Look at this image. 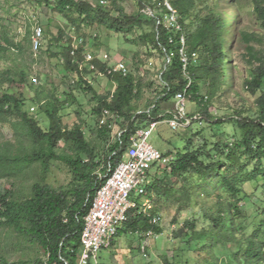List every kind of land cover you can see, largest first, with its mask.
I'll use <instances>...</instances> for the list:
<instances>
[{
	"label": "trees",
	"instance_id": "1",
	"mask_svg": "<svg viewBox=\"0 0 264 264\" xmlns=\"http://www.w3.org/2000/svg\"><path fill=\"white\" fill-rule=\"evenodd\" d=\"M97 1V5H94L88 0H45L48 5L54 3L55 11L74 25L78 22H88L116 33L129 34L135 27L145 24L139 15H127L115 0L113 3L116 16L100 3L102 0ZM138 1L142 9H157L152 0ZM158 1L161 14L150 22L154 29L140 37V41L145 45H150L171 58L170 64L161 75L164 89L158 102H169L184 90L191 100L198 101L200 84H204L208 95L200 101L207 103L224 92L227 80L225 65L231 64V56L225 48L228 27L224 15L217 7V0H169L178 14L182 33L186 35L188 50L197 52L201 60L199 66L193 65L188 70V77L192 81L188 88L189 80L183 73L178 54L181 33L175 34V43L170 44L167 30L163 26L157 29L155 19L163 18L169 12L164 0ZM262 1L255 0V9L264 24ZM242 35L247 42L252 41V36L245 32ZM58 41L60 42V39ZM13 48L19 49V45L15 44ZM8 50L9 48L0 45V59L1 53ZM73 51L71 42L68 46L63 45V65L67 71L81 75L79 63L83 61L84 47H79L75 55H72ZM253 61L255 55L251 52L250 63ZM94 64L100 73H105L118 84L117 90L112 98L98 96L87 84L83 90L91 93L98 102L96 113L101 114L103 109H108L127 124V128L102 159L86 140L81 126L76 125L73 129H68L63 125L61 111L65 102H60L54 96H43L41 90L35 88V84H28L24 70L18 74V83L22 85L23 90L18 94L6 92L0 96V122L15 119L12 127L18 135L20 145L15 154L8 149L0 154V179L14 176L24 167L37 163L41 164V173L44 175L41 181L31 186V194L28 197H18L11 190L0 196V227L16 234L21 244L38 246L44 250L47 256L44 264H78L85 218L92 207L96 192L122 160L130 138L142 129L136 126L137 121L165 119V116L157 120L155 118L160 109L158 102L153 104L148 113L137 114L134 101L139 97V91L131 74L108 75L105 72L106 64L99 60H95ZM229 70L230 80L233 81V67L230 66ZM263 79L264 71L254 72L252 80L246 84L248 91L256 95L261 89ZM32 91L35 93L33 98H30L32 103L46 107L44 113L49 121L47 129L42 128L38 120L24 109L29 99L28 94ZM256 105V118H230L240 129L237 140L224 144L212 143L209 150L187 147L182 153L176 154L173 163L162 169L168 172L176 183L170 186L166 178L160 180L156 175L147 188L148 193L160 199L176 198V193L180 192L182 193L179 198L188 204L195 197L203 198L204 222L186 220L175 234V239H179L180 246H183L179 249L183 254L181 256L185 253L195 255L203 252L213 255V260L210 261L203 258L205 264H218L220 256L226 258L223 264H261L264 261V199L261 198L264 190L254 205L258 207L253 210L242 209L239 205L257 195V187L264 188V92L257 98ZM216 123L222 122L216 120ZM108 133V126L98 130L100 137ZM60 142L67 147L66 153H58ZM52 161H61L70 168L73 182L68 187L55 189L45 183ZM253 182L258 185L252 190L239 187L240 184ZM177 187L181 191H177ZM210 199L213 204L208 206ZM150 230L161 233L158 226L150 224V218L142 212L138 204L130 211L119 235L123 232L146 233ZM181 256L177 255L180 259ZM0 262H3L1 256ZM37 263L43 264L40 261Z\"/></svg>",
	"mask_w": 264,
	"mask_h": 264
},
{
	"label": "rangeland",
	"instance_id": "2",
	"mask_svg": "<svg viewBox=\"0 0 264 264\" xmlns=\"http://www.w3.org/2000/svg\"><path fill=\"white\" fill-rule=\"evenodd\" d=\"M97 5V0H88ZM117 5L122 7L127 15H139L140 20L145 24L142 27H135L129 34L113 32L98 24L78 22L76 25L68 21L62 14L54 9V3L48 5L45 0H0V45L9 48L1 53L0 59V96L8 92L10 94L20 93L23 90L19 82V72L24 70L27 73V82L35 84L43 96L56 97L63 103L61 116L63 125L73 129L76 125L82 127L86 140L97 150L102 159L108 149L113 146L124 129L126 122L122 118H110V133L104 137L98 135L101 114L96 113L98 102L94 100L91 93H86L83 88L90 86L98 96L110 97L117 90L118 84L112 81L105 73L98 69H91L85 60V55H92L100 62L106 64L109 69L126 68L129 74L135 79L139 97L135 99L134 106L137 114L148 113L164 87L161 75L170 64L167 55L160 50L145 45L140 37L153 31L154 27L150 22L161 14L158 0H152L153 6L157 9H142L138 0H115ZM106 8L117 15L113 0H107ZM264 3V0L262 1ZM155 4V5H154ZM217 7L224 15L228 27L227 44L225 48L231 56L233 67V81H231L230 66L225 65V76H227L224 92L209 102H201L207 94V88L200 84L199 100L193 101L189 98L187 110L191 114L200 113L203 119L196 122L186 130H175L163 121L152 132L148 143L163 155L180 154L187 147L189 149L204 148L209 150L211 144L232 143L240 135L237 123L230 118L241 116L243 118H256L258 108L257 98L264 92V79L261 89L256 95L251 94L247 89V82L252 80L254 72L264 71V24L256 11L255 0H217ZM236 17V18H235ZM156 20V19H155ZM38 28L43 29L41 41L36 46V32ZM156 28V26H155ZM243 32L252 36L249 43L243 37ZM62 36L60 37V35ZM60 39V42L58 41ZM72 43V47H84L83 61L79 63L82 72L78 75L69 72L64 68L61 53L63 45ZM15 44L19 49L14 50ZM255 55V61L250 63V53ZM173 55V54H172ZM200 58L194 63L200 65ZM84 70H90L86 73ZM36 79L37 82H33ZM27 84V83H26ZM35 93L28 94L24 109L36 118L42 128L47 129L49 121L44 113L46 107L34 105L30 98ZM173 100L163 105L164 109L173 108ZM45 103V102H44ZM42 103V104H44ZM160 109L155 116L159 119L164 110ZM42 108V109H41ZM196 111V112H195ZM194 112V113H193ZM220 120L221 124H217ZM155 119L141 122L137 121L136 126L148 129L150 122ZM14 118L7 122H0V154L8 149L14 154L17 152L19 138L12 123ZM141 130V129H139ZM138 130V131H139ZM58 153L67 152L64 143H59ZM41 164H34L24 167L21 172L14 176L9 175L0 179V196L7 190L13 191L18 197H28L31 194V186L41 181L44 175L41 173ZM150 174L157 175L160 180L166 178L168 184L173 186L176 183L170 174L164 170L158 171L153 168ZM73 182V175L70 168L61 161H52L49 171L45 177V183L59 189L68 187ZM253 184V185H252ZM260 185L262 184L259 183ZM256 185L253 183L240 184L239 187L245 190H252ZM177 191H181L176 188ZM258 193L249 201L241 202L242 209H254L259 201L260 194L264 188L257 187ZM182 192L176 193V198H156L148 194L141 198L139 203L149 200L151 210L145 214L160 217L161 229L157 238L151 239V246L147 256L142 254L140 246L144 240V233L123 232L114 240V245L108 249L98 252L93 264H205L207 259L213 260V255L185 253L184 256L179 249L183 248L181 241L175 239V234L186 220H199L203 223V198L195 197L190 204L181 197ZM263 196V197H262ZM261 198L264 199V195ZM213 201L208 200L207 205L211 206ZM253 229L250 230V233ZM179 254L181 256L177 257ZM0 256L3 262L0 264H42L47 260L44 250L38 246L21 244L16 234L6 228L0 227ZM203 258L205 261H203ZM225 256L218 257L219 263L223 264ZM5 262V263H4ZM264 264V261L261 263Z\"/></svg>",
	"mask_w": 264,
	"mask_h": 264
},
{
	"label": "built area",
	"instance_id": "3",
	"mask_svg": "<svg viewBox=\"0 0 264 264\" xmlns=\"http://www.w3.org/2000/svg\"><path fill=\"white\" fill-rule=\"evenodd\" d=\"M102 5H106L107 1H100ZM169 12L161 19L157 20V29L163 26L169 33L168 41L170 44L175 43V34L181 33L178 54L182 62L183 73L186 75L189 84L192 81L188 77V70L198 59V53L189 51L187 48L186 35L182 33V28L179 23L178 14L173 9L169 0H164ZM43 29L38 28L36 32V46L40 44ZM79 48V47H78ZM77 47H73L72 55L76 54ZM85 60L90 65L91 69L96 70L94 61L97 60L92 55H85ZM169 63L171 58L167 56ZM105 72L108 75L121 74L127 76L129 71L126 68L106 67ZM33 82H37L33 79ZM189 96L186 90L179 92L174 97V108L166 115V122L170 128L175 130H186L192 127L196 122L203 119L200 113L191 114L187 110ZM110 118H118L116 114L108 109H103L101 112L100 125L108 126ZM159 121L150 122L148 129H141L132 136L126 145L122 160L112 171L106 182L98 189L94 197L92 207L85 218V225L81 235V252L78 259V264H89L95 261L99 251L108 249L112 246L115 238L123 229L128 220L130 211L141 203V198L150 194L147 191L148 186L153 181L154 175L150 174L151 170L157 167L160 172L168 167L176 159V154L163 155L157 151L148 140L159 124ZM121 136V135H120ZM111 171V170H110ZM142 212L151 210L148 201L142 203ZM150 218V224L159 226L161 223L160 217L147 215ZM159 235L150 230L144 233V240L140 246L142 254L147 256V251L151 246V239L157 238Z\"/></svg>",
	"mask_w": 264,
	"mask_h": 264
},
{
	"label": "crops",
	"instance_id": "4",
	"mask_svg": "<svg viewBox=\"0 0 264 264\" xmlns=\"http://www.w3.org/2000/svg\"><path fill=\"white\" fill-rule=\"evenodd\" d=\"M172 103V105H173V108H174V100H173V102H171ZM166 103H162L161 104V109H163L164 110V113H163V115L162 116H165L166 117V115L168 114V112L169 111H172L173 110V108L171 109V110H168V109H164V107H163V105H165ZM196 112V111H195ZM194 113V112H193Z\"/></svg>",
	"mask_w": 264,
	"mask_h": 264
}]
</instances>
